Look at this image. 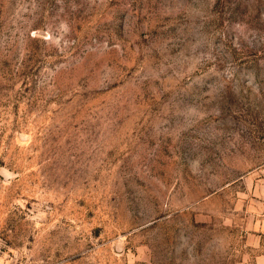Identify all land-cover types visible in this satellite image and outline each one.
Listing matches in <instances>:
<instances>
[{"label":"rangeland","instance_id":"374dc122","mask_svg":"<svg viewBox=\"0 0 264 264\" xmlns=\"http://www.w3.org/2000/svg\"><path fill=\"white\" fill-rule=\"evenodd\" d=\"M264 257V0H0V264Z\"/></svg>","mask_w":264,"mask_h":264},{"label":"crops","instance_id":"0c3cea01","mask_svg":"<svg viewBox=\"0 0 264 264\" xmlns=\"http://www.w3.org/2000/svg\"><path fill=\"white\" fill-rule=\"evenodd\" d=\"M256 264H264V257L263 256H259L258 257V261Z\"/></svg>","mask_w":264,"mask_h":264}]
</instances>
